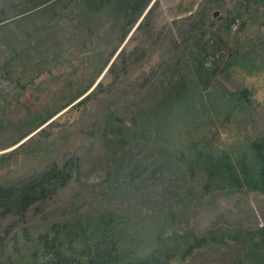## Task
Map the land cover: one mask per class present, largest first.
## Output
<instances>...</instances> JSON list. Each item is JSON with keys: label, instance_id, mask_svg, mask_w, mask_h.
I'll use <instances>...</instances> for the list:
<instances>
[{"label": "trees", "instance_id": "1", "mask_svg": "<svg viewBox=\"0 0 264 264\" xmlns=\"http://www.w3.org/2000/svg\"><path fill=\"white\" fill-rule=\"evenodd\" d=\"M207 2L122 112L104 107L83 153L0 177V219L11 218L0 235V264H193L205 255L217 264H264L263 228L197 235L189 223L190 207L210 194H264V133L235 154L213 145L218 128L250 102L247 89L231 91L223 81L237 67L264 66V0H235L217 22L209 21ZM152 13L151 0H0V124L16 135L8 146L89 98L102 72L116 76L138 61L126 58L123 43L133 28L151 24ZM74 52L81 75L65 79L63 104L4 119L40 74L71 66ZM116 102L115 94L105 100ZM79 178H91L93 203L76 193L60 219L26 223L35 204Z\"/></svg>", "mask_w": 264, "mask_h": 264}, {"label": "rangeland", "instance_id": "2", "mask_svg": "<svg viewBox=\"0 0 264 264\" xmlns=\"http://www.w3.org/2000/svg\"><path fill=\"white\" fill-rule=\"evenodd\" d=\"M207 1L151 0V24L137 31H133V28L123 43L124 49L129 50L126 58L128 56L132 60L141 56L138 61L131 63L125 73L118 71L114 76L102 72L95 81H99L102 86L89 93V98L76 99L16 144L8 146L11 138L16 135L2 128L6 127L5 121L2 122L0 156L6 160L0 163V177L23 176L39 166L44 159L61 161L70 155L83 153L89 143V127L104 111V107L106 110H114L118 115L122 112L129 94H134L139 85L151 80L160 59L169 55L173 41L180 38L191 16L202 10L208 4ZM211 2L206 14L210 22H217L224 16V10L234 5L235 0ZM68 59L71 66L42 73L27 86L18 101L4 109V119L16 121L63 104L67 99L63 97L65 79L72 82L81 75L79 70L74 69L80 59L79 54L74 52ZM261 67L259 70L248 71L237 67L223 81L228 90L247 89L250 102L236 117L218 128V136L213 142L218 150L235 154L251 139L264 133V66ZM66 90L69 91V88ZM109 94L117 96L115 105L105 103ZM90 181L91 178L71 179L46 202L35 204L25 217L26 223L36 225L60 219L61 207L76 193L82 195L89 204L93 203L96 196L90 190ZM189 212L190 227L197 235L207 229L233 226L264 229V194L248 190L213 193L195 202ZM10 221L9 217L0 219V235L4 225ZM193 264H217V260L216 257L205 255Z\"/></svg>", "mask_w": 264, "mask_h": 264}, {"label": "water", "instance_id": "3", "mask_svg": "<svg viewBox=\"0 0 264 264\" xmlns=\"http://www.w3.org/2000/svg\"><path fill=\"white\" fill-rule=\"evenodd\" d=\"M140 19H141V18H140ZM140 19L138 20V22L140 21ZM138 22H137V23H138ZM137 23H136V25H137ZM136 25H135V26H136Z\"/></svg>", "mask_w": 264, "mask_h": 264}]
</instances>
